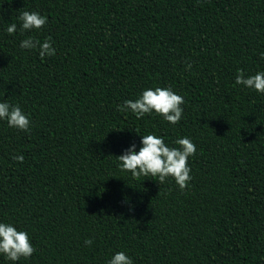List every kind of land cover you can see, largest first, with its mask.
<instances>
[{
    "label": "trees",
    "instance_id": "16d2710c",
    "mask_svg": "<svg viewBox=\"0 0 264 264\" xmlns=\"http://www.w3.org/2000/svg\"><path fill=\"white\" fill-rule=\"evenodd\" d=\"M24 11L47 23L21 31ZM262 53L264 0H0V102L31 122L0 120V223L36 249L0 264H264V94L235 83ZM156 87L184 97L178 124L118 110ZM149 134L196 145L186 189L121 170Z\"/></svg>",
    "mask_w": 264,
    "mask_h": 264
},
{
    "label": "clouds",
    "instance_id": "9594fccd",
    "mask_svg": "<svg viewBox=\"0 0 264 264\" xmlns=\"http://www.w3.org/2000/svg\"><path fill=\"white\" fill-rule=\"evenodd\" d=\"M19 20L22 22L21 31L39 30L47 23V17L35 11L22 12ZM16 31L15 23L7 28L9 35ZM20 47L29 50L37 49L41 60L46 56H54L56 53L50 37L43 42L28 37L21 42ZM261 58H264V53L261 54ZM191 67V63L186 64V70H191ZM235 83L264 94V71L246 77L243 70H238ZM184 103V97L176 94L171 88L156 87L154 90L151 88L144 90L138 99L125 100L123 105L117 107L121 112L130 110L137 119L155 111L156 114L163 116L165 121L175 125L182 118L183 108L181 106ZM0 120H6L9 127L24 132L30 131V119L18 105L0 102ZM141 144L139 151L136 150V145L132 144L122 155L117 156L122 171L130 172L134 178L141 176L158 178L160 183H165L171 177L181 190L188 187L193 179L190 175L188 159L197 151L196 145L190 138H178L175 144L179 147H170L162 137L149 134L142 136ZM13 159L22 163L24 157L18 155ZM85 243L91 245L92 241L87 240ZM35 251L26 231H18L10 224L0 223V254L16 262L21 258H30ZM109 264H133V261L125 252L120 251L115 253Z\"/></svg>",
    "mask_w": 264,
    "mask_h": 264
}]
</instances>
